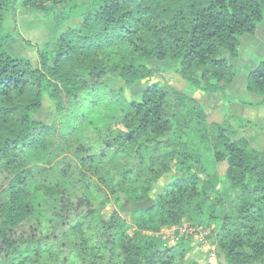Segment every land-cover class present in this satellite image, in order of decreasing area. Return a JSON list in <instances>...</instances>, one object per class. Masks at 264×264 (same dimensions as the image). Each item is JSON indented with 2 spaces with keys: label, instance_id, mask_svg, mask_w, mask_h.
Returning a JSON list of instances; mask_svg holds the SVG:
<instances>
[{
  "label": "trees",
  "instance_id": "16d2710c",
  "mask_svg": "<svg viewBox=\"0 0 264 264\" xmlns=\"http://www.w3.org/2000/svg\"><path fill=\"white\" fill-rule=\"evenodd\" d=\"M19 12L45 37L37 65L12 52L7 23ZM263 21L264 0H0V264H198L149 232L202 218L214 194L202 176L221 163L241 196L236 218L213 210L207 220L229 222L217 256L264 264V150L239 135L250 120L210 125L197 100L160 83L125 96L168 65L193 89L226 96ZM246 92L264 106V60ZM174 169L186 176L131 225L104 215L112 202L147 201Z\"/></svg>",
  "mask_w": 264,
  "mask_h": 264
},
{
  "label": "rangeland",
  "instance_id": "374dc122",
  "mask_svg": "<svg viewBox=\"0 0 264 264\" xmlns=\"http://www.w3.org/2000/svg\"><path fill=\"white\" fill-rule=\"evenodd\" d=\"M32 19L33 16L28 12H19L14 20L7 23V26L15 31L12 42V52L16 55H23L30 59L34 65H37V52L39 47L44 44L45 37L34 33L29 28L28 24ZM239 51L240 57L235 64L233 63L234 72L239 78L236 85H234L235 88L238 86L236 90L245 82L246 74L264 60V21L260 24L254 36L245 37L243 46L240 47ZM158 67L159 66L155 68ZM161 69V72L154 77L136 83L130 89H127L125 91L126 98L138 100L149 86L157 83L179 89L189 96H192L203 106L207 115L208 124L210 125L222 124L226 121L235 124L233 121L234 116L244 120H250V122L254 119V122L252 121L248 127L241 130L239 135L247 137L254 146L264 150L263 120L256 121L255 119H257L258 116L256 117V115H254V112L261 110L264 106L253 104L249 93L245 91L242 93L243 95H233L229 87V90L227 89L226 91V96L222 94H206L188 85L182 77L174 72L172 66H161ZM242 76H244V78ZM252 115H254V118ZM250 116L253 119H250ZM52 117L53 114L47 109L39 114V118L46 122H51ZM263 118L264 117H262V119ZM236 127H238V125ZM208 139V137L197 139V143L200 144V149L204 152L208 149L206 144ZM227 171V164L221 163L218 164L216 168L210 170L207 176H202L205 180L209 181L210 190L214 191L213 198H211L209 207L202 218L191 213L183 218L179 225L167 226L156 233L149 232V234L165 241L169 245H179L177 247V253L185 251L187 258L196 261L198 264H226L223 259L218 258L216 245L229 222L225 223L223 219H219L218 221H212L210 226L207 220L210 218L213 210H216L215 215L220 218L223 216L229 219L237 217L241 193L231 186L230 180L227 177ZM184 176H186L185 173L174 169L171 173L166 174L152 185V190L147 201L132 203L123 200L121 206H117L112 202L104 210V215L108 217L114 211H117L127 224L131 225L132 216L136 212L155 205L164 191L176 180ZM216 192H220L223 198L221 205L214 200V198L218 196ZM257 198L258 197L254 194L247 195V199L255 209L259 208L261 204ZM183 238L185 239L184 242L181 241ZM181 245L183 247H181Z\"/></svg>",
  "mask_w": 264,
  "mask_h": 264
},
{
  "label": "crops",
  "instance_id": "0c3cea01",
  "mask_svg": "<svg viewBox=\"0 0 264 264\" xmlns=\"http://www.w3.org/2000/svg\"><path fill=\"white\" fill-rule=\"evenodd\" d=\"M249 73V72H248ZM248 73L246 74V76H245V82L243 83V84H241V87L239 88V89H237L236 90V88L238 87V86H236V88L234 87V85H236V83L238 82V80H239V78H237L236 79V81L230 86V91H232V93H233V95H243L242 93L243 92H245L246 91V89H247V80H248ZM243 78H244V76H242ZM235 88V89H234ZM228 89V90H229ZM249 95H251V98H252V103L254 104H260L261 102H262V99H260L259 97H257V96H255V95H252V94H249ZM250 102V103H251ZM251 103V104H252ZM261 109V108H260ZM254 115H256V117H257V119H255L256 121H260V120H263V124H264V118L262 119V117H264V108H262L261 110H258V111H256V112H254ZM254 115H252L253 116V118H254ZM250 119H253V118H251V116L249 117ZM254 120V119H253ZM252 120V121H253ZM251 121V122H252ZM254 122V121H253ZM263 133V132H262Z\"/></svg>",
  "mask_w": 264,
  "mask_h": 264
}]
</instances>
